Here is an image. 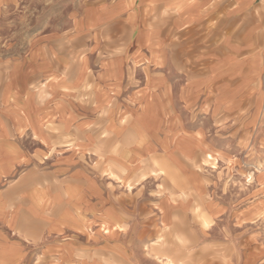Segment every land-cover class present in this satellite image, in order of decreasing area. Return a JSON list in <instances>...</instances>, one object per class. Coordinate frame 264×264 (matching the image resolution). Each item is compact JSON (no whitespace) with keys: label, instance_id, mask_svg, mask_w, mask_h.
I'll use <instances>...</instances> for the list:
<instances>
[{"label":"crops","instance_id":"0c3cea01","mask_svg":"<svg viewBox=\"0 0 264 264\" xmlns=\"http://www.w3.org/2000/svg\"><path fill=\"white\" fill-rule=\"evenodd\" d=\"M11 41L0 47V264H165L149 239L203 236L192 163L235 164L216 116L264 110V0H99L62 31ZM183 179L194 196H171ZM226 212L210 205L208 218Z\"/></svg>","mask_w":264,"mask_h":264},{"label":"rangeland","instance_id":"374dc122","mask_svg":"<svg viewBox=\"0 0 264 264\" xmlns=\"http://www.w3.org/2000/svg\"><path fill=\"white\" fill-rule=\"evenodd\" d=\"M94 1L99 0H18L14 7L0 12V47L4 41L12 39L8 47L19 48L17 43L35 33L62 31L69 26L75 13ZM216 117L224 121H220L214 131L227 134V144L235 148L233 159L236 162L229 165L222 158H201L192 163L197 169V205L189 209L203 236L149 239L147 245L157 249L148 256L155 261L232 264V258L235 256L236 261L238 252L246 264L264 261V179H260L264 175V141L260 142V126L253 125L261 118L263 127L264 110L258 114L249 109L229 110ZM243 121H246L245 133L240 131L243 141L238 144L239 130L244 128L238 123ZM155 175L150 174L147 179L150 189ZM184 182L183 179V188L178 193L167 192L171 196L191 197L193 192ZM210 205L223 207L227 212L212 223L208 218Z\"/></svg>","mask_w":264,"mask_h":264}]
</instances>
